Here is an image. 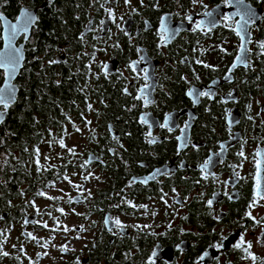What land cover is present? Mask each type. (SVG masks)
Masks as SVG:
<instances>
[{
	"label": "flooded vegetation",
	"instance_id": "flooded-vegetation-1",
	"mask_svg": "<svg viewBox=\"0 0 264 264\" xmlns=\"http://www.w3.org/2000/svg\"><path fill=\"white\" fill-rule=\"evenodd\" d=\"M202 4L206 8L193 5L191 0H129L127 4L125 0H0V13L10 23L16 22L22 9L38 17L27 40L22 34L14 40L24 60L13 82L18 90L16 102L8 113L15 104H22L24 110L46 103L50 107L46 114H32L34 137L24 147L33 149L34 155L22 153L32 161L31 167L17 155L21 165L18 174L25 175L17 181L0 180V203H4L0 225L4 230L13 228L15 234L12 238L5 235L10 247L2 250L9 255H0V264H76L77 258L81 264H148L156 249L160 250L156 264H195L205 251L210 255L200 264L264 261V244L256 239L264 226L245 217L256 187V161L260 157L255 153L264 151V55L257 46L264 41V0H245L257 16L256 23L250 25L252 43L247 45L250 67H236L230 80L225 76L238 54L239 37L224 27L219 17L207 34L206 26L205 31H192L195 25L185 17L207 19L202 15L205 11L230 15L244 6L236 5L235 0L231 7L223 0H202ZM106 9L113 11L115 23ZM165 17L166 28L182 30L163 45L159 33ZM229 24L235 27L233 21ZM4 27L0 23V36ZM141 57L145 60L134 72L129 64ZM49 60L66 63L49 65ZM197 60L213 67L206 68ZM103 64L109 66L107 76ZM144 68L148 69L147 81L140 71ZM31 82L37 87L32 103L27 96L24 100L21 97L29 94ZM145 84L147 106L143 99H135ZM190 90H207L214 96L198 97L193 104L187 95ZM141 117L147 123L142 124ZM166 117L172 131L159 126ZM186 123L187 144L181 148L176 138ZM73 125L81 131H75ZM72 135L84 140L79 150L69 145ZM54 138H63L67 148L58 143L50 147ZM153 138L156 142L148 143ZM71 148L75 155L68 152ZM43 155L49 159L41 158ZM90 157L91 162L82 169L80 165ZM210 157L211 174L204 179L201 166ZM157 169L167 174H157L147 184L128 186L133 178L145 179ZM88 173L93 176L84 180ZM65 175L82 186L83 195L63 178ZM14 183L19 196L5 191H11ZM60 183L63 186L56 187ZM88 190L91 196L85 199ZM39 191L63 198L51 201L38 196ZM69 196L79 202L69 203ZM209 199L213 200L211 208L206 203ZM124 200L146 205L147 210L129 207ZM33 201L36 207L42 206L40 215L30 206ZM56 208L64 209L66 226L77 231L49 230L63 217ZM251 214L256 220L264 217V200H258ZM216 216L221 219L217 221ZM105 217L119 218L127 225L124 233L108 231ZM25 220L37 223L25 225ZM43 223L48 228H43ZM133 225L151 227L137 230ZM80 226L85 230L79 231ZM29 232L37 240L25 235ZM240 234L252 243L250 251L256 261L243 258L242 251L231 247ZM221 235L229 240L216 252L211 246ZM46 240L50 241L47 249L41 247ZM62 245L69 251L62 252Z\"/></svg>",
	"mask_w": 264,
	"mask_h": 264
},
{
	"label": "snow or ice",
	"instance_id": "snow-or-ice-1",
	"mask_svg": "<svg viewBox=\"0 0 264 264\" xmlns=\"http://www.w3.org/2000/svg\"><path fill=\"white\" fill-rule=\"evenodd\" d=\"M142 2V0H141ZM193 5L196 4H201L203 7L206 8V6H204L202 4V0H191ZM125 3H129V0H125ZM223 3L226 6L231 7L233 5V0H223ZM235 4L236 5H243L244 7H237L236 11L232 14H220V13H213L212 11H205L203 12V16L207 19H200V20H196L194 21L193 16L192 15H187L185 17V19L188 21L189 24H193L194 23V27L191 29L192 31H205V26H206V31L205 34H207V32H210L218 23V17H219V22L223 24L224 27L229 28L231 31L235 32V34L239 37L240 39V45L238 47V54L235 56V60L233 62V64L231 65L228 74L225 76L226 80H230L231 79V73L232 70H234L236 67L242 65L245 68L250 67V63L247 57V52L249 51L247 45L252 43L251 38L249 36V32H250V25L255 24L257 21V16L256 13L252 11L250 6L245 5V0H235ZM103 6V5H102ZM109 18L112 20L113 23H115V16L114 13L111 9H106ZM135 11V10H133ZM235 17H239V19H235ZM121 19H123L121 17ZM168 18H162L161 20V30L159 33L160 36V41L163 45H166L167 41L170 40L171 38H173L175 35H177L182 29L180 27H173L171 29H168L165 27V21ZM38 20V17H36L31 11L29 10H21L20 16L17 17L16 22L15 23H10L6 20V18L4 17L3 13H0V23H3L5 25V32L2 36H0V39L4 40V44H5V49L4 51H0V70H2V74L4 77V84L3 86H0V123L4 122V118L7 115V110L11 107V105L13 104V102L16 100V93H17V88L15 87L14 84L11 83V81L15 78L18 70L22 67V62L24 60V56H23V51L21 48L19 47H15L13 44V41L15 40V38L18 35H24V38L27 40L29 38L28 33H29V29L30 27H32L36 21ZM229 21H233L235 24V27H233L231 24H229ZM104 24V21H101V25ZM119 27V25H118ZM93 29H89V31H92ZM103 30V29H101ZM121 31H123V29H121ZM125 34L127 35L128 33L125 32ZM80 39L83 40L84 39V34H81ZM118 47V45H115ZM258 48L261 50L260 54L264 55V41H260L258 42ZM139 52V49L137 50ZM222 52H226L225 49L221 48ZM91 58L94 60L95 58V54L92 53L91 54ZM145 60L144 57H141L139 61H133L129 64V67L134 71H138L137 65L140 64L141 62H143ZM49 65H53V64H57V63H66V61H60V60H49L48 61ZM196 63L198 64H203L204 67L209 68V67H213L209 64H205L203 61L201 60H197ZM89 70H90V65H88ZM102 70L104 72V75L107 76L110 72L109 66L107 64H103L102 65ZM140 71H143L144 73V79L145 81H147L148 79V69L144 68L141 69ZM197 79H199V77L197 76ZM148 85L145 84L144 88H141L139 90L140 95L136 96L135 99H143L144 100V104L145 106H147V104L149 103L148 97L146 95H144L145 92V88H147ZM209 88H211V86H209ZM125 94H127V90L125 89ZM187 95L192 98L193 100V104H196L198 102V97H208V98H213L214 93H212L211 91H199V90H190ZM233 94L229 93V96L231 97ZM249 108H251V105L248 106ZM88 109L89 111L92 110V106L91 104L88 105ZM249 119H251V117H249ZM69 122L70 118H69ZM140 122L142 124L147 123V120L145 117H141ZM230 123H232V121H230ZM86 125H90L91 121H85ZM149 128H151V124L148 125ZM161 128H168L169 131H172L171 127H169V119L166 117L164 123L159 125ZM75 131L80 132L81 129H79L78 127H76L75 125H73ZM189 125L186 123L184 125L183 128L180 129L182 135L178 136L176 139L178 141H181L180 147H184L187 144V137H186V130L188 129ZM49 135H53L51 133V131H49ZM148 136L151 137V132H148ZM114 140L117 141V143H119L117 137L113 136L112 137ZM155 139H149L148 143H155ZM0 143H3V139L0 138ZM53 143H58L59 146L63 149V148H67L65 141L63 138H59V139H53V141L49 142L50 147ZM121 147H123V145H121ZM193 147H196L195 145H193ZM225 146L223 144L220 145V149L221 152L224 151ZM27 150V149H25ZM68 152L72 155H75V149L71 148V149H67ZM113 151L114 150H110ZM179 151V149H178ZM39 149H35V156H36V160L35 163L37 164V170H40V161H39ZM218 155V154H217ZM240 156H243V152L241 151L239 153ZM256 156L260 157V159H258L256 161V187L254 190V196H253V200L252 202L249 204L248 206V211H246L245 213V217L248 219H251L253 221L254 225H262L264 226V217L261 218V220H256L255 217L252 216L251 214V210L258 204V200H264V151L261 150H257V152L255 153ZM45 159H49V157H45ZM92 157L89 158V160L85 161L84 163H82L80 165V167L86 168V166L91 162ZM5 163H7V160H5ZM212 163V158L210 157L208 160L205 161V163L201 166V172L205 173L204 175V179L208 178V175H210L211 173H209V167ZM44 170H50L49 168H46ZM157 174H167L166 172H161L160 169H157L154 173H152L149 177L142 179V180H137L136 178H133L132 181L129 182V187L134 184V183H141V184H147L149 180H154L156 178ZM93 174L92 173H88L87 176L83 177L84 180H87L89 177H92ZM65 180H68V183L71 184V186L76 189L77 191L80 192L81 195H83V190H82V186L78 185V184H73L72 181L65 175L63 177ZM96 179H99L98 177H94ZM199 182V181H197ZM54 187L53 185H49ZM62 191V190H61ZM173 192H175V189H173ZM21 195H23V192H21ZM38 196L41 197H45L48 200L51 201H56L59 199H62L63 197H52V196H48L44 191H39L37 193ZM67 195V194H65ZM166 195V194H164ZM91 196V192L90 190H88V197H85V199L90 198ZM163 199V196L161 197ZM229 199H232L231 196H229ZM69 203H75V202H79L74 200L71 196H69L68 199ZM124 203L128 204L129 207H133V208H144L145 210H147V206L146 205H135L133 204L131 201L128 200H124ZM30 206H32L33 208H36V213L37 215H40V209L38 207H36L34 201L33 202H29ZM165 203H167V201H165ZM207 206L209 208L212 207L213 205V200L209 199L207 202ZM9 205H11V202H9ZM116 207H119V205H116ZM56 211L60 212L61 215H65L64 209L63 208H56ZM44 214L46 215H51V213L45 212ZM153 215H155V213H153ZM217 221H219L221 219V216H216L214 217ZM37 223V221H28L25 220L24 223L25 225H27L28 223ZM56 227L49 229L50 231H57L60 229V223L58 218L56 219ZM104 225L105 227L108 229V231L110 232H115V234H123L125 229L127 228V225L123 224L119 218H111V217H105L104 219ZM41 226L43 228H48V224L47 223H43L41 224ZM134 228H136L137 230H141L142 228H148L151 227L150 225H133ZM169 228H171V225H169ZM84 227L80 226L79 231H84ZM63 231L64 232H68V231H77V229L73 228V229H69L66 225L63 227ZM154 235H161V234H157V233H153ZM25 235H27V237L31 240H37V237H35L32 233H25ZM77 239H79L80 237L77 236ZM7 237L5 236V234L3 232H0V255L2 256H8L9 253L7 251H3L2 250V245L3 243L6 241ZM257 242L264 244V232L261 233V236L256 237ZM229 240V237H225L223 235H221V239L219 242L213 244L211 247H213L216 252H220L221 250H223L226 246L227 241ZM50 243V241H44L41 244V247L47 249L48 244ZM15 247V245L13 246ZM61 247V251L62 252H67L69 251V248L67 245H62ZM231 247L233 249L236 250H240L244 253L243 258L247 259L250 258L253 261L257 260V257L250 251V249L252 248V243L250 241H246L245 240V235L244 234H240L238 236V239L236 240L235 243H233L231 245ZM21 252H23V249H21ZM159 249L154 250L150 257H149V261L148 264H156V261L159 259ZM44 255H47V252H44ZM210 254L209 252L205 251L199 258L198 260L195 262V264H200L201 261H204L206 257H208ZM31 264V262H30ZM76 264H81L79 258H77ZM261 264H264V261L261 262Z\"/></svg>",
	"mask_w": 264,
	"mask_h": 264
},
{
	"label": "trees",
	"instance_id": "trees-1",
	"mask_svg": "<svg viewBox=\"0 0 264 264\" xmlns=\"http://www.w3.org/2000/svg\"><path fill=\"white\" fill-rule=\"evenodd\" d=\"M1 83V81H0ZM36 84L35 82H31L29 85V94L21 95V97L24 100V96H27V98L30 100V102H34L35 99V92H36ZM32 108H35L33 105ZM40 112L41 114H46L48 111H50V107L48 103L41 104L36 109H28L24 110L22 108V104L20 106L14 105L11 110L8 113L7 120L3 124L0 125V138L3 139V143H0V154L6 153L7 157H3V160H7V163L2 160L3 163H5V166L0 167V180H10V178H13V181H17L19 179V176L25 175L24 173L18 174V167H20V163L17 162L16 156L22 155V153L28 152L29 156L34 155V150L31 148L24 147V144H29L32 140V123H34L32 114L33 112ZM23 161L27 162L30 159L26 156H21ZM22 161V160H21ZM14 172V175L11 176V174ZM16 183L12 186L11 192L12 194H16ZM6 191V190H5ZM3 192L0 190V193ZM6 192H10L9 190ZM3 205L0 203V206Z\"/></svg>",
	"mask_w": 264,
	"mask_h": 264
},
{
	"label": "rangeland",
	"instance_id": "rangeland-1",
	"mask_svg": "<svg viewBox=\"0 0 264 264\" xmlns=\"http://www.w3.org/2000/svg\"><path fill=\"white\" fill-rule=\"evenodd\" d=\"M2 79H3V76H0V81H2ZM5 122V121H4ZM83 142H84V140L83 139H80L77 135H72L71 136V138H70V142H69V145H71L72 147H74L76 150H79L80 149V147L83 145ZM37 146V145H36ZM3 157H7V154L6 153H1L0 154V167H4L5 166V163H3L2 162V160H3ZM45 157H47L46 155H43L41 158H45ZM3 161H5V159L3 160ZM28 163H29V166L31 167V164H32V161L31 160H29V161H27ZM59 186H63V184L62 183H60V184H56V187H59ZM6 191H8V190H6ZM17 191V190H16ZM11 192V191H10ZM12 193V192H11ZM15 196L17 195V196H19V192L18 193H16V194H14ZM3 205H4V203H2ZM42 206L41 205H39V208H41ZM66 214V213H65ZM63 217H62V219H61V221H60V229H59V231H63V227L66 225V223H65V215H62ZM14 229L13 228H10V229H6V230H4L2 227H1V225H0V232H3L5 235L7 234V235H9L11 238L12 237H14ZM3 246H5V247H2V249L3 248H8V247H10V240H6L4 243H3ZM2 264V263H1Z\"/></svg>",
	"mask_w": 264,
	"mask_h": 264
},
{
	"label": "water",
	"instance_id": "water-1",
	"mask_svg": "<svg viewBox=\"0 0 264 264\" xmlns=\"http://www.w3.org/2000/svg\"><path fill=\"white\" fill-rule=\"evenodd\" d=\"M4 25V24H3ZM4 32H5V27H4V29H3V33H2V35L4 34ZM15 40H16V38H15ZM13 44H14V41H13ZM4 49H5V44H4V40L2 39V46H1V48H0V51H4ZM0 71H2V70H0ZM19 71V70H18ZM17 74H18V72H17ZM17 74H16V76H15V78L11 81V83L12 84H14L13 82L15 81V79H16V77H17ZM3 84H4V77H3V79H2V82H1V85L0 86H3ZM15 85V84H14ZM16 87V86H15ZM16 96H17V93H16ZM16 102V100L13 102V104ZM12 104V105H13ZM11 105V106H12ZM9 110V109H8ZM8 110H7V115H8ZM7 115L5 116V118H4V121L6 120V118H7ZM4 123V122H3ZM2 123H0V125H1Z\"/></svg>",
	"mask_w": 264,
	"mask_h": 264
}]
</instances>
